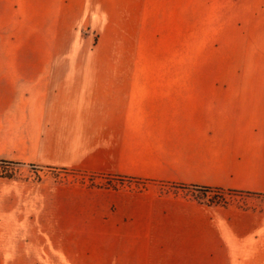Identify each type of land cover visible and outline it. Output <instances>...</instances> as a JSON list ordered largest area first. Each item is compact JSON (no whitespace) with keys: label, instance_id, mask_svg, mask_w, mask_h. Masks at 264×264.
I'll list each match as a JSON object with an SVG mask.
<instances>
[{"label":"crops","instance_id":"0c3cea01","mask_svg":"<svg viewBox=\"0 0 264 264\" xmlns=\"http://www.w3.org/2000/svg\"><path fill=\"white\" fill-rule=\"evenodd\" d=\"M182 17L183 0H0V158L146 181L0 176V264H264V208L160 186L264 196V48L193 53L208 77H186L180 31L159 68L138 61Z\"/></svg>","mask_w":264,"mask_h":264},{"label":"rangeland","instance_id":"374dc122","mask_svg":"<svg viewBox=\"0 0 264 264\" xmlns=\"http://www.w3.org/2000/svg\"><path fill=\"white\" fill-rule=\"evenodd\" d=\"M180 31L185 47L186 77L193 75L195 77H208V71L205 67L192 65L193 53L199 55L210 48L217 47L220 48L217 51L219 61L222 58L220 56L226 53L224 50L226 48L231 49L229 52L233 54H239L242 51L259 55L262 52V48H264V0H183V17L182 24L179 25V39L174 37L164 40V45L160 49L155 46L151 57L147 56L145 60L144 56H140L138 61H150L154 68H159L157 64L164 60L166 49L176 47L177 43L180 45ZM235 37L248 38L238 39ZM214 69V71H209L211 77L212 74L216 78L231 77L233 73V69L229 66L216 65ZM156 73L159 72H154V75ZM0 160L7 159L0 158ZM0 176L31 178L34 181L52 178L62 181L64 178H72L99 186H106L107 184V179L102 175L24 165L17 162L11 164L0 162ZM129 183L135 187L142 185L135 182ZM160 186L162 191L182 193L207 204H235L240 207L264 208V196L261 195H240L226 192L222 198H218L213 192L203 194L193 188H175L162 184Z\"/></svg>","mask_w":264,"mask_h":264},{"label":"trees","instance_id":"16d2710c","mask_svg":"<svg viewBox=\"0 0 264 264\" xmlns=\"http://www.w3.org/2000/svg\"><path fill=\"white\" fill-rule=\"evenodd\" d=\"M0 162H4V160H0ZM84 173V172H83ZM107 179L106 186H112L116 187L117 184H122L124 182H135V183H141L144 184L146 181L134 178V177H123V176H117V175H102ZM162 185H170L175 188H193L196 190H199L201 193L206 194L209 192H213L218 198H222L226 192L232 193V194H240V195H250L252 193L240 191V190H226L223 188H213V187H207V186H200V185H185V184H175V183H162Z\"/></svg>","mask_w":264,"mask_h":264},{"label":"built area","instance_id":"2783aa9c","mask_svg":"<svg viewBox=\"0 0 264 264\" xmlns=\"http://www.w3.org/2000/svg\"><path fill=\"white\" fill-rule=\"evenodd\" d=\"M4 162L7 163V164H8V163H10V164L13 163V162L8 161V160H4Z\"/></svg>","mask_w":264,"mask_h":264}]
</instances>
